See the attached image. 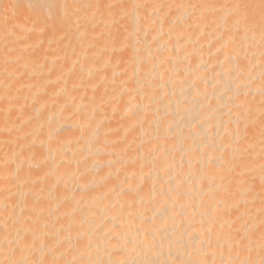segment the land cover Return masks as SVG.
Segmentation results:
<instances>
[{"label":"bare ground","instance_id":"bare-ground-1","mask_svg":"<svg viewBox=\"0 0 264 264\" xmlns=\"http://www.w3.org/2000/svg\"><path fill=\"white\" fill-rule=\"evenodd\" d=\"M0 264H264V0H0Z\"/></svg>","mask_w":264,"mask_h":264}]
</instances>
